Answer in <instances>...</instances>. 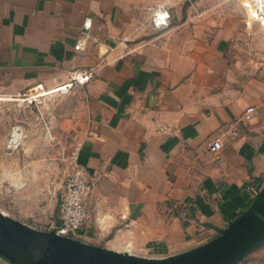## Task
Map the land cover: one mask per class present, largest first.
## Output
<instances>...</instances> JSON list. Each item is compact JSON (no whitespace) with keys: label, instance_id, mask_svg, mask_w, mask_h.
Listing matches in <instances>:
<instances>
[{"label":"crops","instance_id":"obj_1","mask_svg":"<svg viewBox=\"0 0 264 264\" xmlns=\"http://www.w3.org/2000/svg\"><path fill=\"white\" fill-rule=\"evenodd\" d=\"M163 1L0 0V77L34 87L92 74L90 126L76 149L92 186L77 237L119 250L132 235L159 257L209 241L264 185V62L246 55L260 46L238 44L245 31L227 23L213 33L205 11L137 44L138 10ZM248 106L256 113L242 121ZM232 124L239 135L208 152Z\"/></svg>","mask_w":264,"mask_h":264},{"label":"rangeland","instance_id":"obj_2","mask_svg":"<svg viewBox=\"0 0 264 264\" xmlns=\"http://www.w3.org/2000/svg\"><path fill=\"white\" fill-rule=\"evenodd\" d=\"M163 2L164 5H147L138 10L137 22L132 26L135 30H141V36L133 38L137 44L154 41L156 30L152 16L159 7L170 12L176 26L184 16L205 11V19L211 21L213 33L220 24L226 23L244 30L238 38V44L251 48L260 46L259 50L251 49L246 55L254 63L264 62V54L260 52L264 49V39L257 37L264 29L257 20L250 21L248 26V17L240 0ZM201 20L197 18L196 22L190 24L195 23L201 29L205 24L204 19ZM155 39L160 40V37ZM16 76L0 77V210L33 228L50 230L51 220L59 204V189L72 167L76 149L90 126V95L84 84L78 83L53 90L68 81L70 76L64 82L52 78L48 84L34 87L18 85L21 82ZM42 92L46 94L40 95ZM15 131L20 133L21 138L11 146L9 141ZM125 249L119 248L121 251ZM131 252L149 259L159 258L136 245ZM179 253L182 252L170 255ZM0 264L25 263L0 250ZM237 264H264V243Z\"/></svg>","mask_w":264,"mask_h":264},{"label":"water","instance_id":"obj_3","mask_svg":"<svg viewBox=\"0 0 264 264\" xmlns=\"http://www.w3.org/2000/svg\"><path fill=\"white\" fill-rule=\"evenodd\" d=\"M61 56L62 49H55ZM264 242V185L248 207L206 243L182 253L146 258L113 250L55 230H38L0 210V250L25 264H235Z\"/></svg>","mask_w":264,"mask_h":264},{"label":"built area","instance_id":"obj_4","mask_svg":"<svg viewBox=\"0 0 264 264\" xmlns=\"http://www.w3.org/2000/svg\"><path fill=\"white\" fill-rule=\"evenodd\" d=\"M250 3L252 4L254 10L260 15L264 13V3H261L257 0H240V4L242 8L245 10L247 14L248 21L257 20L255 18L250 19L248 16ZM171 19L170 12L165 8H157L153 12L152 23L155 27H165L169 25ZM248 26L251 22H248ZM257 22L260 21L257 20ZM91 21L90 19H86L84 21V26L90 27ZM261 25V24H260ZM262 65L261 62L255 63L257 68H260ZM92 77L91 72H78L73 73L68 81L63 83L65 88L71 87L74 83L85 84L90 81ZM256 113V107L248 106L242 113L240 119L242 121H249L252 119L254 114ZM239 135V132L236 126L231 125L227 131L222 134H218L213 136L208 141L207 151L211 153H215L220 151L223 148L224 139L230 138L234 139ZM91 182L90 179L85 172V170L76 162V152L73 159L72 167L69 173L66 175L59 193V224L52 226L51 229L55 230L58 235L77 238L78 230L84 224L86 219V209H85V199L91 190ZM127 227V225H125ZM50 229V230H51ZM132 235H130L129 240L125 242L124 248H126L128 252L134 248V244L132 241ZM132 253V252H131Z\"/></svg>","mask_w":264,"mask_h":264},{"label":"bare ground","instance_id":"obj_5","mask_svg":"<svg viewBox=\"0 0 264 264\" xmlns=\"http://www.w3.org/2000/svg\"><path fill=\"white\" fill-rule=\"evenodd\" d=\"M245 1V0H244ZM257 1H260L261 3H264V0H257ZM249 9L251 10V12L249 11V13H248V16H249V18L250 19H252V18H255V19H257V20H259L260 21V24H261V27L264 29V13H262L261 15L259 14V13H257L255 10H254V8H253V6H252V4L250 3V7H249ZM248 22H250V21H248ZM61 90V89H65V87L64 86H57L56 88H54L53 90ZM19 138H21L20 137V133H18L17 131H15L13 134H12V136H11V140L9 141L10 143H11V146H12V143L14 144V142H16V141H18V139ZM15 145V144H14ZM10 146V147H11Z\"/></svg>","mask_w":264,"mask_h":264},{"label":"trees","instance_id":"obj_6","mask_svg":"<svg viewBox=\"0 0 264 264\" xmlns=\"http://www.w3.org/2000/svg\"><path fill=\"white\" fill-rule=\"evenodd\" d=\"M263 243H264V242H262L261 244H263ZM261 244H259L258 246H260ZM258 246H257V247H258ZM257 247H256V248H257ZM253 250H254V249H253ZM240 262H241V261H240ZM238 263H239V262H238ZM235 264H237V263H235Z\"/></svg>","mask_w":264,"mask_h":264}]
</instances>
